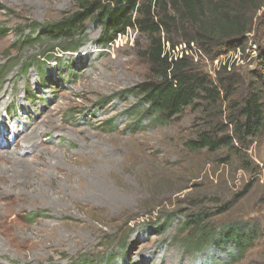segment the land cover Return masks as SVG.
Segmentation results:
<instances>
[{"label":"rangeland","instance_id":"obj_1","mask_svg":"<svg viewBox=\"0 0 264 264\" xmlns=\"http://www.w3.org/2000/svg\"><path fill=\"white\" fill-rule=\"evenodd\" d=\"M204 2L202 20L214 27L219 5ZM233 4L245 9L241 38L203 36L171 0H154L162 32L130 28L104 49L101 27L90 22L79 49L58 60L48 53L51 41L40 40L45 26L34 34L30 27L68 17L78 0H0V28L8 31L0 36V132L12 139L14 126L38 120L47 133L36 153L14 154L15 167L3 156L14 140L0 144V264H98L111 255V264H228L230 254L212 260L211 248L189 246L198 235L187 225L192 219L207 230L255 224L263 235L230 264H264V128L238 138L229 116L254 91L264 110V0ZM156 38L176 43L172 54L187 50L191 70L207 75L220 96L133 130L138 113L127 112L141 96L127 92L154 78L148 52ZM203 131L234 142L195 150L190 140Z\"/></svg>","mask_w":264,"mask_h":264},{"label":"trees","instance_id":"obj_2","mask_svg":"<svg viewBox=\"0 0 264 264\" xmlns=\"http://www.w3.org/2000/svg\"><path fill=\"white\" fill-rule=\"evenodd\" d=\"M152 1L154 0H78L79 7L71 15L50 25L31 26L30 32L34 34L36 29L39 30L45 26V33L39 35L40 40L51 41L53 46L51 45L48 53L51 56L55 55L56 59L60 60L59 57H62L59 55L60 53H74L75 50H78L79 42L85 36L87 26L90 22L97 23L102 29L97 42L100 48L106 49L118 36L125 35L130 28L149 33L152 35L151 37L162 32L165 22L154 19L151 12ZM161 1L156 0L157 3ZM204 1L171 0V5L180 18L185 21L192 20L198 25L203 36L214 40L223 39L227 35L243 37V34L247 32L243 22L244 17H242V13L245 11L243 7L236 9L233 0H214L219 5L220 11L215 16L216 26L210 27L206 21L202 20V16L206 14L203 9ZM242 1L244 0H240V2ZM3 9L4 7L0 5V10ZM7 33L5 28H0V36H5ZM22 35L24 38L33 36L25 32ZM153 43L148 56L155 66L152 75L154 78L127 92L128 95L135 93V96L138 94L141 96H139L138 106L134 107L136 110L127 112L129 115L138 113L134 127H130L133 130L143 128V123L153 116H155L156 123H166L173 117L181 115L188 107L195 106L196 102L204 95L212 100L218 99L220 96L217 89L210 86L207 75H201L191 70V66L187 62L188 56L185 54L187 50L182 52L181 57L179 54H172L171 51L175 50L177 44L170 38H167V47L166 43H162V38L154 39ZM260 64L261 73H258V78L263 81L264 52L260 55ZM65 65L64 68L70 71L75 62L68 61ZM234 108H237V114L229 113V116L233 125L232 131L238 138L256 136L264 128L263 103L258 91L252 92L241 107L236 105ZM141 110L144 111L141 112ZM112 122L110 121L111 124ZM112 129H116V126L114 125ZM233 142L234 139L230 135L217 139L215 133L203 131L197 140H190V146L195 150H217L221 147H230ZM187 225L198 231L196 238L189 244L190 247H194L195 250L202 247L211 248L213 250L210 254L212 260L215 259L217 252V257L230 254L228 264L242 259L248 248L252 247L254 242L263 235L260 228L250 222L245 224L230 223L227 230L218 228L207 230L206 226L198 219L190 220ZM124 247L125 245H122L119 248L121 250L119 256L122 257L123 262L126 257ZM112 256L101 257L98 259V264H111L114 258ZM87 260L92 262L93 259Z\"/></svg>","mask_w":264,"mask_h":264},{"label":"bare ground","instance_id":"obj_3","mask_svg":"<svg viewBox=\"0 0 264 264\" xmlns=\"http://www.w3.org/2000/svg\"><path fill=\"white\" fill-rule=\"evenodd\" d=\"M34 124V127L28 128L24 126L22 129L14 126L12 129L14 134L12 139L8 137V134L0 132V144H4L3 148L10 146L14 140V148L11 149V153L3 152L6 164H8L9 161H12L13 167H15L14 164H17V162L21 160V157L14 156V154L21 153L20 151H24L25 153H36L40 150L39 145L44 142L43 137L47 133L40 130L41 124L38 120H36ZM6 129L8 132L10 131L9 128L6 127ZM18 163L20 164V162Z\"/></svg>","mask_w":264,"mask_h":264}]
</instances>
